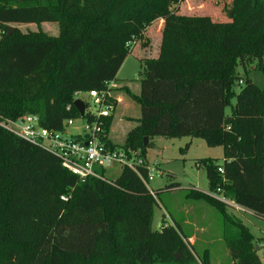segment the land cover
Returning a JSON list of instances; mask_svg holds the SVG:
<instances>
[{
  "label": "trees",
  "instance_id": "obj_1",
  "mask_svg": "<svg viewBox=\"0 0 264 264\" xmlns=\"http://www.w3.org/2000/svg\"><path fill=\"white\" fill-rule=\"evenodd\" d=\"M178 2L0 0V24L56 22L59 28L55 37L15 29L0 38V119L35 114L46 128L62 129L80 115L75 93L117 80L135 41L162 21L159 55L141 59L139 94L122 87L138 101L137 125L114 146L145 154L155 136L223 145L222 163L202 160L209 192L194 188L188 196L217 206L229 224L225 239L235 264H264L255 236L213 196L264 218V86L237 71L255 60V70L264 72V1L235 2L229 22L182 12ZM248 37L254 38L247 45ZM112 119L106 118L108 132ZM155 202L129 168L112 182L82 181L50 151L0 127V264H198L179 226L152 229ZM178 251L183 257L176 260Z\"/></svg>",
  "mask_w": 264,
  "mask_h": 264
},
{
  "label": "rangeland",
  "instance_id": "obj_2",
  "mask_svg": "<svg viewBox=\"0 0 264 264\" xmlns=\"http://www.w3.org/2000/svg\"><path fill=\"white\" fill-rule=\"evenodd\" d=\"M244 1L179 0L178 4L182 12L194 15L203 13L209 15L214 21L229 22L232 19L229 18L228 13L233 4L235 2L241 4ZM256 3L254 2V5ZM174 5L172 4V6ZM161 22L157 20L146 28L144 37L135 41L133 51L126 57L118 71V78L131 82L124 86L132 91L137 90L136 83H139V79L142 77L141 59L156 57L160 53ZM10 28L18 29L25 34L42 32L54 37L59 34L56 22L2 23L0 24V38L8 34ZM253 38L248 37L246 44H250ZM254 63L255 60L246 66V70L240 64L237 71L240 77H246L247 74L256 85L263 87L264 72L252 69ZM241 85L242 82L236 81L234 90L239 92ZM119 93L122 100L119 104L118 102L115 103L113 120L116 121V125L111 136L123 140L127 131L137 124L140 107L138 101L128 95L126 91L123 90ZM74 99H84L91 102L85 94L81 93L75 94ZM232 103H235V99L232 100ZM91 106L93 105L91 104ZM230 111L231 108L228 106L226 113L229 114ZM80 124L78 122V125ZM151 142L153 145L146 149L145 154L141 152L149 162L157 161L159 168L155 172L154 178L149 182V188L155 192L158 191L153 207L152 229L161 230L164 223L179 226L185 235L184 240L192 259L198 264H202V262H207V264H235L225 239L224 229L229 230V224H226L217 206L209 200L188 196L190 190L194 188L206 193L209 192L207 172L205 166L202 165V160L213 158L218 163H222L225 157L224 146L221 144L210 145L203 137L190 136L173 138L155 136ZM115 170L116 172H111L110 168H106L100 172L108 180L114 181L121 172L120 168H115ZM171 183H179L180 186L178 189L166 190L165 187ZM227 201V213L249 228L256 238L254 243L258 244L259 247V249L256 248L257 253L264 262V218L254 215L249 210L236 207L232 200L227 199ZM232 230L234 232L238 231L235 228H232ZM153 264L165 263L155 259ZM172 264L181 263L175 262Z\"/></svg>",
  "mask_w": 264,
  "mask_h": 264
},
{
  "label": "built area",
  "instance_id": "obj_3",
  "mask_svg": "<svg viewBox=\"0 0 264 264\" xmlns=\"http://www.w3.org/2000/svg\"><path fill=\"white\" fill-rule=\"evenodd\" d=\"M251 68L255 69V66ZM114 86V81H107L104 88L76 92L75 94H85L91 102L80 99L85 105L83 115L66 119L62 129L46 128L35 114L16 118L2 117L0 127L50 151L60 159L62 166L82 181L93 177L112 182L100 171L110 168L111 172H116L115 168H120L121 171L129 168L141 178L151 195L156 197L155 191L149 188V182L159 169L157 161L149 162L139 149L114 146L109 137L106 118L115 109L112 94ZM78 122L81 124L78 125ZM218 171L223 173V168L219 167ZM213 196L228 202L218 194ZM62 199L67 200L68 196L63 195Z\"/></svg>",
  "mask_w": 264,
  "mask_h": 264
},
{
  "label": "crops",
  "instance_id": "obj_4",
  "mask_svg": "<svg viewBox=\"0 0 264 264\" xmlns=\"http://www.w3.org/2000/svg\"><path fill=\"white\" fill-rule=\"evenodd\" d=\"M158 56V55H157ZM156 56V57H157ZM150 58H155V57H150ZM131 82L129 81V80H121L120 78H118V74H117V80H115L114 81V84H115V86L112 88V94H113V100H114V102H118V104L120 103V100H122V98H121V95H120V93L119 92H121V91H125V89L124 88H122V87H124V85H126V84H130ZM119 88V89H118ZM136 88H137V90L136 91H132L134 94H139V91H140V85H139V83H136ZM118 104H117V106H118ZM112 115H114V111L112 112ZM113 118H114V116H113ZM139 118V117H138ZM113 122H115V123H113ZM115 125H116V121H114L113 119H112V123H111V125H110V128H109V137L111 138V140L113 141V142H115V143H119V144H122L123 142H124V140H125V138H126V136H127V133L129 132V130L127 131V133H126V135H125V137L123 138V140H120V139H115V138H113L112 136H111V134H112V130H113V128L115 127ZM137 125V124H136ZM135 125V126H136ZM134 126V127H135ZM134 127H132V128H134ZM131 128V129H132ZM235 206L236 207H238V208H241V209H243V210H248V209H246V208H244V207H240L239 205H237V204H235ZM250 211V210H249ZM251 213H252V211H250ZM193 238V237H192ZM192 238H190V239H192Z\"/></svg>",
  "mask_w": 264,
  "mask_h": 264
},
{
  "label": "water",
  "instance_id": "obj_5",
  "mask_svg": "<svg viewBox=\"0 0 264 264\" xmlns=\"http://www.w3.org/2000/svg\"><path fill=\"white\" fill-rule=\"evenodd\" d=\"M254 2L256 3V0H254ZM14 30H15L14 28H10L9 31H8L7 36H9ZM73 104H74L75 108L79 111L80 115H83L84 108H85L84 102L82 100H80V99H75ZM147 141H148V137H145L144 138V145L147 144ZM256 245H257L256 246L257 249H259L258 244H256ZM174 258L176 260H179L181 258V254H180L179 251L176 254H174Z\"/></svg>",
  "mask_w": 264,
  "mask_h": 264
}]
</instances>
